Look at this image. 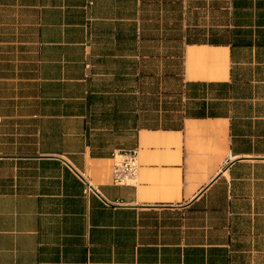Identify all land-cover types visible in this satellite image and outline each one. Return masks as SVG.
Wrapping results in <instances>:
<instances>
[{"label": "crops", "instance_id": "crops-1", "mask_svg": "<svg viewBox=\"0 0 264 264\" xmlns=\"http://www.w3.org/2000/svg\"><path fill=\"white\" fill-rule=\"evenodd\" d=\"M0 264H264V0H0Z\"/></svg>", "mask_w": 264, "mask_h": 264}, {"label": "built area", "instance_id": "built-area-1", "mask_svg": "<svg viewBox=\"0 0 264 264\" xmlns=\"http://www.w3.org/2000/svg\"><path fill=\"white\" fill-rule=\"evenodd\" d=\"M119 161L113 167V181L118 185H135L139 174L138 149L122 151L117 155ZM88 185L87 192L94 191Z\"/></svg>", "mask_w": 264, "mask_h": 264}]
</instances>
